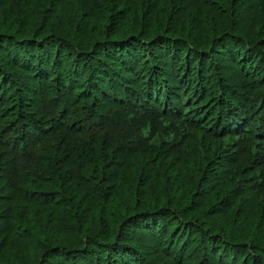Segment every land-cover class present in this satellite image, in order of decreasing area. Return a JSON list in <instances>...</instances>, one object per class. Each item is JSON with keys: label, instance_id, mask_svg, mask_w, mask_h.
Masks as SVG:
<instances>
[{"label": "trees", "instance_id": "obj_1", "mask_svg": "<svg viewBox=\"0 0 264 264\" xmlns=\"http://www.w3.org/2000/svg\"><path fill=\"white\" fill-rule=\"evenodd\" d=\"M0 264H264V0H0Z\"/></svg>", "mask_w": 264, "mask_h": 264}]
</instances>
